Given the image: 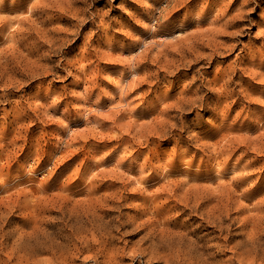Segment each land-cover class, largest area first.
<instances>
[{"label": "rangeland", "instance_id": "1", "mask_svg": "<svg viewBox=\"0 0 264 264\" xmlns=\"http://www.w3.org/2000/svg\"><path fill=\"white\" fill-rule=\"evenodd\" d=\"M263 200L264 0H0V264H264Z\"/></svg>", "mask_w": 264, "mask_h": 264}, {"label": "bare ground", "instance_id": "2", "mask_svg": "<svg viewBox=\"0 0 264 264\" xmlns=\"http://www.w3.org/2000/svg\"><path fill=\"white\" fill-rule=\"evenodd\" d=\"M116 176H118V175H116ZM248 176V175H247ZM245 177V176H244ZM240 179V178H239ZM247 178H245V180H246ZM242 179H240V180H238V181H241ZM243 181H244V179H243ZM243 181L241 182L242 184H243ZM116 182V181H115ZM114 182V183H115ZM117 182H118V180H117ZM237 182V181H236ZM232 183V182H231ZM234 184V183H233ZM237 184V183H236ZM111 185V184H110ZM113 185V184H112ZM114 185H116V183L114 184ZM239 184H237V186H238ZM241 185H239V187H240ZM219 187V186H218ZM235 187V186H234ZM140 188V187H139ZM138 188V189H139ZM193 188V187H192ZM221 187H219V189H220ZM223 188V187H222ZM227 188V187H226ZM237 188V187H236ZM257 188V187H256ZM188 189V188H187ZM231 189H232V187H231ZM258 189V188H257ZM257 189L255 190V191H257ZM135 190H136V188H135ZM190 190V189H189ZM193 190V189H192ZM196 190V189H195ZM201 190V189H200ZM230 190V189H229ZM133 191H134V189H133ZM142 191V190H141ZM140 191V192H141ZM188 191V190H187ZM219 190H217V192H218ZM232 191V190H231ZM92 193H93V191H91ZM90 192V193H91ZM135 192V191H134ZM139 192V193H140ZM144 192V191H143ZM185 192V191H184ZM210 192V191H209ZM216 192V193H217ZM222 192V191H221ZM235 192V191H234ZM250 192V191H249ZM91 193V194H92ZM117 193V192H116ZM116 193H115V195H116ZM136 193V192H135ZM145 193V192H144ZM159 193V192H158ZM197 193V192H196ZM219 193H220V191H219ZM228 193V192H227ZM230 193V192H229ZM245 193H246V191H245ZM251 193H252V191H251ZM133 194V193H132ZM138 194V193H137ZM137 194H136V196H137ZM195 194V193H194ZM199 194V193H198ZM223 194H224V192H223ZM243 194V193H242ZM241 194V195H242ZM247 195H250V194H248V193H246ZM120 195V194H119ZM131 195V194H130ZM143 195V194H142ZM157 195H159V194H157ZM169 195V194H168ZM171 195V194H170ZM169 195V196H170ZM184 195V194H183ZM195 195H197V194H195ZM221 195V194H220ZM234 195V194H233ZM232 195V196H233ZM244 195V194H243ZM114 196V195H113ZM123 196V195H122ZM121 195H120V197H122ZM129 196V195H128ZM141 196V195H140ZM145 196V195H144ZM147 196H148V194L146 195V198H147ZM151 196V195H150ZM177 196V195H176ZM191 196V195H190ZM198 196H201V194L200 195H198ZM106 197V196H105ZM112 197V196H111ZM110 197V198H111ZM117 197H118V195H117ZM120 197H118V199L120 198ZM126 197V196H125ZM130 197V196H129ZM154 197V196H153ZM195 197V196H194ZM206 197V196H205ZM204 197V198H205ZM211 197H213V196H211ZM219 197H221V196H219ZM222 197H224V195H222ZM226 197V196H225ZM116 198V197H115ZM124 198V197H123ZM122 198V199H123ZM175 198V197H174ZM185 198H187V197H185ZM200 198V197H199ZM202 198H203V196H202ZM202 198H201V200H202ZM232 198V197H231ZM243 198H244V196H243ZM135 199H137V198H135ZM134 199V200H135ZM141 199V198H140ZM182 199H184V198H182ZM194 199H197V198H194ZM209 199V198H208ZM212 199V198H211ZM218 199V198H217ZM222 200H223V198H221ZM104 200L106 201L107 199H105L104 198ZM126 200V199H125ZM148 200V199H147ZM151 200V199H150ZM172 200V199H171ZM177 200V199H176ZM185 200V203H186V199H184ZM197 200H199V199H197ZM200 200V201H201ZM214 199H212V201H213ZM220 200V199H219ZM226 200V199H225ZM91 201V200H90ZM99 202H101L100 200H98ZM108 201V200H107ZM106 201V203H110L111 205H109V207H111V206H113V204H115V202L114 201H109V202H107ZM116 202H117V200H115ZM192 201V200H191ZM203 201V200H202ZM209 202H210V200H208ZM211 201V204L212 203H214V202H212ZM230 201V200H229ZM232 201V200H231ZM262 201V200H261ZM264 201V200H263ZM99 202H95V203H99ZM119 202V201H118ZM126 202V201H125ZM142 202H143V200H142ZM151 202H153V201H151ZM180 202H181V200H180ZM189 202V201H188ZM193 202H195V200L194 201H192V203ZM209 202H207V204H210ZM217 202H220V201H217ZM216 202V203H217ZM260 202V201H259ZM258 202V203H259ZM69 203V202H68ZM85 203H87V202H85ZM85 203L83 202V204L85 205ZM89 203H91V202H89ZM88 203V204H89ZM105 203V202H104ZM105 203V204H106ZM197 203V202H196ZM198 203H199V201H198ZM223 203V202H222ZM226 203H228V201L226 202ZM91 204H93V203H91ZM143 204H146V203H143ZM177 204V203H176ZM182 204V203H181ZM215 204V203H214ZM214 204H213V206H214ZM254 204V203H253ZM261 204V203H260ZM67 205V204H66ZM65 205V206H66ZM77 205V204H76ZM75 205V206H76ZM94 205V204H93ZM100 205V204H99ZM116 205V204H115ZM138 204H136V206H137ZM188 205V204H187ZM193 205H195V204H193ZM198 205V204H197ZM224 205V204H223ZM223 205H220V206H223ZM227 205H229V204H227ZM227 205H225V207H227ZM231 205V204H230ZM239 205V204H238ZM255 205L257 206V204L255 203ZM262 205H264V203H262ZM86 206V205H85ZM92 206V205H91ZM118 206V205H117ZM135 206V207H136ZM145 206V205H144ZM149 206V205H148ZM163 206V205H162ZM176 206V205H175ZM180 206V205H179ZM189 206H192V205H189ZM200 206V205H199ZM207 206V205H206ZM219 206V205H218ZM259 206V205H258ZM84 207V206H83ZM108 207V209H102L101 207V211L99 212L97 209H96V207L95 208H89V209H87V210H83L82 212H80L79 214H78V216H77V220H80V224H81V222L83 221V220H85V222H88L90 225H91V230L93 231V232H98L100 235H99V238H101V239H103V241H104V238H106V237H108L109 236V234H110V232H112L111 231V229H112V226L114 225V224H117L118 222L117 221H119V222H121L120 223V225L124 228V227H129L131 224L130 223H127V221L125 222V221H123V220H121L122 219V213L123 212H119V214H116V215H114V213H113V210L112 209H110ZM151 207V206H150ZM194 207V206H193ZM208 207V206H207ZM214 207H216V206H214ZM224 207V206H223ZM237 207V206H236ZM239 207H241V206H239ZM238 207V208H239ZM245 207H247V206H245ZM244 207V208H245ZM251 208H252V206H250ZM250 207H248V208H250ZM263 207V206H262ZM112 208V207H111ZM116 208V207H115ZM156 208V207H155ZM186 209H187V206L185 207ZM201 208V207H200ZM213 208V207H212ZM211 208V209H212ZM217 208V207H216ZM242 208H243V206H242ZM243 208V209H244ZM255 208H257V207H255ZM259 208V207H258ZM63 209V208H62ZM78 209V208H77ZM114 209V208H113ZM136 209V208H135ZM143 209V208H142ZM146 209V208H145ZM150 209V208H149ZM177 209H179V207L177 208ZM183 210H184V208H182ZM185 209V210H186ZM207 209V208H206ZM220 209H224V208H220ZM228 209V207L226 208V211H228L227 210ZM233 209H235L234 207H233ZM247 209V208H246ZM253 209V208H252ZM261 209V208H260ZM263 209V208H262ZM69 210V209H68ZM68 210H67V212H68ZM71 210H72V208H71ZM75 210V209H74ZM198 210V209H197ZM219 210V209H218ZM230 210H231V208H230ZM242 210V209H241ZM256 210V209H255ZM73 211V210H72ZM152 211H153V209H152ZM155 211V210H154ZM189 211H191V210H189ZM201 211V210H200ZM213 211V210H212ZM222 211V210H221ZM225 211V212H226ZM235 211V210H234ZM240 211V210H239ZM249 211H251L250 209H249ZM253 211V210H252ZM63 212V213H62ZM67 212L66 211H60V214L62 213V216L66 219L68 216H70V218L68 217L67 219H71V218H74V217H71L72 215H68L67 216ZM71 212V211H70ZM69 212V213H70ZM74 212V211H73ZM77 212V211H76ZM144 212H146L145 210H144ZM144 212H142V213H144ZM151 212V211H150ZM158 212H160V211H158ZM183 212V211H182ZM199 212V211H198ZM208 212V211H207ZM220 212V211H219ZM224 212V211H223ZM224 212V213H225ZM229 212H231V211H229ZM228 212V213H229ZM257 213V215H258V210L256 211ZM262 212H264V209H263V211ZM149 213V212H148ZM157 213V212H156ZM201 213H202V211H201ZM232 213V212H231ZM244 213V212H243ZM249 213V212H248ZM260 213V212H259ZM71 214H73V213H71ZM141 214V213H140ZM151 214V213H150ZM149 214V215H150ZM158 214V213H157ZM161 214V213H160ZM208 214V213H207ZM206 214V215H207ZM210 214V213H209ZM211 214H213L214 216H212V217H210V218H212L213 220V223L215 222V224H219L218 226H217V228H220L221 227V223H223V222H227V221H225L226 220V218H228L229 217V214L226 216V218H225V216H223L222 214L223 213H218V214H215L214 212L213 213H211ZM226 214V213H225ZM239 214H241V213H239ZM246 214V213H245ZM251 213H249V215H250ZM262 214V213H261ZM77 215V214H76ZM133 215H135V214H133ZM144 215V214H143ZM231 215V214H230ZM252 215V214H251ZM140 216V215H139ZM146 216V215H145ZM233 216V215H232ZM256 216V215H255ZM263 216V215H262ZM80 217V218H79ZM123 217H125V216H123ZM132 217H135V216H132ZM158 217H159V214H158ZM206 217V216H205ZM207 217H209V215L207 216ZM248 217L249 216H247V219H248ZM258 217H260L261 218V216H258ZM160 218V217H159ZM158 218V219H159ZM165 218V217H164ZM201 218H202V220H204L205 218H203L202 216H201ZM251 218V217H250ZM255 218V217H254ZM253 217H252V219H254ZM75 219V218H74ZM135 219V218H134ZM200 219V218H199ZM229 219V218H228ZM231 219V218H230ZM229 219V220H230ZM257 219V218H256ZM259 219V218H258ZM263 219V218H262ZM76 220V219H75ZM117 220V221H116ZM131 220V219H130ZM141 221L143 220L142 218L140 219ZM161 220V219H160ZM159 220V221H160ZM207 220V219H206ZM210 220V219H209ZM233 220V219H232ZM238 220V219H237ZM242 220H245V219H242ZM249 220V219H248ZM248 220H246V221H248ZM68 221V220H67ZM144 221V220H143ZM211 221V220H210ZM252 221V220H251ZM259 221H260V219H259ZM71 222V221H70ZM73 223H74V221H72ZM135 222V221H134ZM148 222V221H147ZM146 222V223H147ZM155 222H158V220L157 221H155ZM203 222V221H202ZM232 222V221H231ZM241 222V221H240ZM255 222V221H254ZM258 222V221H257ZM144 224H145V222H143ZM166 223V222H165ZM249 223V222H248ZM253 222H251V224H252ZM260 223V222H259ZM70 223H68V225H69ZM141 224V223H140ZM149 224V223H148ZM160 224V223H159ZM168 224V223H167ZM204 224V223H203ZM206 224H207V222H206ZM209 224V223H208ZM245 224V223H244ZM255 224V223H254ZM72 225V224H71ZM75 224H73V226H74ZM79 225V224H78ZM247 225L248 224H246V225H243L244 227H247ZM250 225V224H249ZM253 225V224H252ZM67 226V225H66ZM82 226V225H81ZM85 226V225H84ZM115 226V225H114ZM148 226V225H147ZM166 226V225H165ZM213 226V225H212ZM224 226H226V225H224ZM253 226H256V224L255 225H253ZM69 227V226H68ZM78 227V226H77ZM77 227H74V228H76L77 229ZM87 227H89V229H90V226L88 225ZM133 227V226H132ZM176 227V226H175ZM231 227V226H230ZM252 227V226H251ZM250 227V228H251ZM83 228V227H82ZM117 228H119V226H117ZM136 228H139L138 226H137V224H136V227H133V229L131 230V231H134ZM144 228H147V227H144ZM161 228V227H160ZM160 228H158V229H160ZM222 228V227H221ZM258 228V227H257ZM152 228H149V230H148V232H147V234L145 233V235L141 238V241L142 240H145V241H150V246L153 248V249H157V248H159V247H162V246H164L165 245V243H166V240H164V239H162V237H161V235H160V238L161 239H158V237L152 232V230H151ZM215 229V228H214ZM241 229V228H240ZM259 229H260V227H259ZM75 230V229H74ZM83 230V229H82ZM145 230V229H144ZM147 230V229H146ZM229 230V229H228ZM255 229H253V231H254ZM81 231V230H80ZM79 231V232H80ZM139 231H142L141 229L139 230ZM138 231V232H139ZM155 231H156V229H155ZM158 231V230H157ZM156 231V232H157ZM161 231V230H160ZM159 231V232H160ZM231 231V230H230ZM235 231V230H234ZM248 231H250V230H248ZM263 231V230H262ZM78 232V233H79ZM127 232V231H126ZM146 232V231H145ZM155 232V233H156ZM163 232V231H162ZM215 232H217V231H215ZM223 232H225V230L223 231L222 230V233ZM245 232H247V231H244V233ZM256 232V231H255ZM181 233H183V232H181ZM189 233V232H188ZM209 233V232H208ZM234 233V232H233ZM242 233V232H241ZM261 234H264L263 232H260ZM84 234H86V233H84ZM119 234V233H118ZM161 234V233H160ZM180 234V233H179ZM178 233H177V236L179 235ZM240 234V233H239ZM258 234H259V232H258ZM159 235V234H158ZM165 235H166V233H165ZM174 235V234H173ZM172 235V236H173ZM234 235V234H233ZM235 235H236V233H235ZM84 236V235H83ZM162 236H163V234H162ZM175 236H176V234H175ZM195 236V235H194ZM204 236H206V234L204 235ZM237 236V235H236ZM240 236H241V234H240ZM258 236V235H257ZM85 237V236H84ZM91 237H93V236H91ZM115 237V236H114ZM170 237V236H169ZM201 237V236H200ZM261 237V236H260ZM89 238H90V236H89ZM93 238H95V237H93ZM99 238H95V239H99ZM165 238V237H164ZM168 238V237H167ZM173 238H174V236H173ZM172 238V239H173ZM185 238V237H184ZM224 238H227V237H224ZM264 238V237H263ZM37 239H39V238H37ZM86 239V238H85ZM112 239V238H111ZM180 239V238H179ZM178 239V240H179ZM191 239V238H190ZM194 239H195V237H194ZM223 239V238H222ZM235 239V238H234ZM260 238L259 237H256V235H255V233L253 232H250V233H248L247 232V234H246V237L244 238V240L242 241V246H244L245 248H246V252L247 251H250V250H252V248L253 249H255V248H259V246H263V245H260L261 243H259V241H261V240H259ZM54 240V239H53ZM86 240H88V239H86ZM100 240V239H99ZM170 240V239H169ZM184 240V239H183ZM182 240V241H183ZM264 240V239H263ZM67 241V240H66ZM97 241V240H96ZM96 241H95V243H96ZM102 241V242H103ZM111 241V240H110ZM115 241V240H114ZM175 241H177V240H175ZM89 242V241H88ZM168 242V241H167ZM172 242H174V241H172ZM178 242V241H177ZM198 242V241H197ZM200 242V241H199ZM225 242V241H224ZM237 242V241H236ZM91 243V242H90ZM94 243V241H93V244H95ZM170 243V242H169ZM169 243H167V244H169ZM206 243V242H205ZM226 243V242H225ZM238 243H240L239 241H238ZM92 244V245H93ZM105 244V243H104ZM114 244H115V242L113 243V245L112 246H114ZM166 244V245H167ZM172 244V243H171ZM170 244V245H171ZM186 244H187V242H186ZM201 244V243H200ZM236 244V243H235ZM241 244V243H240ZM239 244V245H240ZM98 245V244H97ZM99 245H100V242H99ZM125 245V244H124ZM175 245V244H174ZM176 245H178V244H176ZM237 245V244H236ZM235 245V246H236ZM87 246H88V244H87ZM86 246V247H87ZM102 246V245H101ZM110 246V245H109ZM183 246V245H182ZM201 246V245H200ZM90 247H94V246H90ZM140 247V246H139ZM148 247V246H147ZM165 247V246H164ZM168 247V246H167ZM180 247V246H179ZM106 248H108L107 246H106ZM111 248V247H110ZM170 248V247H169ZM191 248H195L194 247V244H191ZM201 248V247H200ZM203 248V247H202ZM204 248H206L207 249V247H204ZM235 248V247H234ZM100 249V248H99ZM105 249V248H104ZM119 249V248H118ZM151 249V248H150ZM183 249V248H182ZM261 249H263V248H261ZM158 250V249H157ZM168 250V249H167ZM175 249H173V251H174ZM191 250V249H190ZM196 250V249H195ZM204 250V249H203ZM202 250V251H203ZM234 250H236V249H234ZM238 251H239V248L237 249ZM243 250V249H242ZM264 250V249H263ZM103 251V250H102ZM124 251V250H123ZM126 251V250H125ZM133 251V250H132ZM143 251H145V250H143ZM149 251V250H148ZM155 251V250H154ZM172 251V250H171ZM178 251V250H177ZM193 251H194V249H193ZM200 251V250H199ZM201 251V252H202ZM245 251V250H244ZM254 251V250H253ZM134 252H136V251H134ZM133 252V253H134ZM138 252H140V251H138ZM147 252V251H146ZM150 252H152V251H150ZM156 252V251H155ZM168 252V251H167ZM205 252V251H204ZM255 252H256V250H255ZM259 252H261V251H259ZM258 252V253H259ZM101 252H99V254H100ZM144 253V252H143ZM149 253V252H148ZM181 253V252H180ZM187 253H191L190 251L189 252H187ZM236 253V252H235ZM243 253V252H242ZM105 254V253H104ZM108 254H110V253H108ZM139 254V253H138ZM151 254V255H150ZM149 255H150V258H148V259H154V258H156V256L157 255H155V254H153V253H150ZM160 254V253H159ZM175 254H179V253H175ZM185 254V253H184ZM208 254V253H207ZM239 254V253H238ZM241 254V253H240ZM239 254V255H240ZM245 254H247V253H245ZM260 254V253H259ZM103 255V254H102ZM169 255V254H168ZM171 255V254H170ZM172 255H174V254H172ZM180 255V254H179ZM182 255V254H181ZM191 255V254H190ZM193 255H194V253H193ZM199 255H200V257L202 258V259H204L205 257V254H203V253H199ZM198 255V256H199ZM261 255H263V254H261ZM107 256V255H106ZM109 256H111V255H109ZM113 256H115V255H113ZM122 256H124V255H122ZM165 256V255H164ZM207 256V255H206ZM242 256V255H241ZM256 256V255H255ZM103 257V256H102ZM159 257H162V256H159ZM169 257V256H168ZM186 257V256H185ZM193 257V256H192ZM211 257V256H210ZM210 257H208V259L210 258ZM243 257V256H242ZM245 257V256H244ZM257 257V256H256ZM177 258V257H176ZM189 258V257H188ZM188 258L186 259V260H188ZM233 258H235V257H233ZM237 258V257H236ZM239 258V257H238ZM107 259H108V256H107ZM111 259V258H110ZM130 259V258H129ZM147 259V260H148ZM169 260H171V258H168ZM197 259H198V257H197ZM206 259V258H205ZM208 259H206V260H208ZM244 259H246V258H244ZM253 259V258H252ZM104 260H106V259H104ZM138 260H140V259H138ZM155 260V259H154ZM185 260V259H184ZM238 261H239V259H237ZM107 261H110V260H107ZM107 261H105V262H107ZM119 261V260H118ZM166 261V263H164V264H167V261L168 260H165ZM242 261V260H241ZM169 262L170 261H168V264H169ZM201 262H202V260H201ZM244 262H245V260H244ZM247 262V261H246ZM251 262H252V260H251ZM255 262V261H254ZM191 264H194V260H192L191 259V262H190ZM205 263V262H204ZM204 263H201V264H204ZM208 263V262H207ZM242 263V262H241ZM248 263H250V261H248ZM184 264H188V263H184ZM243 264V263H242ZM250 264H252V263H250Z\"/></svg>", "mask_w": 264, "mask_h": 264}]
</instances>
